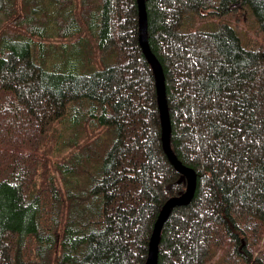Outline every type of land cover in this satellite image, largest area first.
<instances>
[{"label": "trees", "instance_id": "16d2710c", "mask_svg": "<svg viewBox=\"0 0 264 264\" xmlns=\"http://www.w3.org/2000/svg\"><path fill=\"white\" fill-rule=\"evenodd\" d=\"M237 2L253 33L197 24ZM146 4L171 147L198 176L159 264H264V0ZM161 136L137 0H0V264H146L186 189Z\"/></svg>", "mask_w": 264, "mask_h": 264}, {"label": "water", "instance_id": "95a60500", "mask_svg": "<svg viewBox=\"0 0 264 264\" xmlns=\"http://www.w3.org/2000/svg\"><path fill=\"white\" fill-rule=\"evenodd\" d=\"M137 2L139 11V43L144 55L152 67L155 76L158 109L161 117V139L163 149L174 168L186 179L185 191L180 195L169 198L166 201L154 224L146 264H159V244L165 223L175 208L188 206L192 203L197 190L198 176L194 168L189 167L180 161L171 147L172 123L168 104L164 68L157 55L152 51L149 42V19L146 0H137Z\"/></svg>", "mask_w": 264, "mask_h": 264}, {"label": "rangeland", "instance_id": "374dc122", "mask_svg": "<svg viewBox=\"0 0 264 264\" xmlns=\"http://www.w3.org/2000/svg\"><path fill=\"white\" fill-rule=\"evenodd\" d=\"M241 6H242L241 3L237 2L236 4H233L229 7L230 8L229 12H224L222 14H217V13L212 14L208 18L205 17L206 19L200 20V22H197V24H199L200 26H206V27H215V25L218 22H225V23L232 25L233 27H236V25L239 24V27H238L240 30L239 33L241 36H243L246 31L248 30L250 31L253 29L257 18L255 17V14L250 8H249L250 11H246V14L244 12L245 15L240 16L239 19L231 16L230 14L231 10L241 7ZM256 23H258V21ZM250 32L253 33V31H250ZM243 243H244L243 245H245V242Z\"/></svg>", "mask_w": 264, "mask_h": 264}]
</instances>
